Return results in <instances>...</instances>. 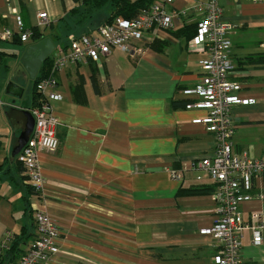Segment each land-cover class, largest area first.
I'll use <instances>...</instances> for the list:
<instances>
[{"label":"crops","instance_id":"1","mask_svg":"<svg viewBox=\"0 0 264 264\" xmlns=\"http://www.w3.org/2000/svg\"><path fill=\"white\" fill-rule=\"evenodd\" d=\"M81 1L0 0V33L15 32L17 17L26 28H36L38 15L47 13L50 25L38 30L49 38L61 34L62 20ZM208 1L176 0L167 6L174 28L160 40L140 43L136 56L113 50L100 64L53 72L57 87L51 93L62 96L50 102L60 148L40 154L46 180L41 194L30 195L31 183L11 157L32 88L27 99L21 82L16 83L21 98L6 88L28 45H20L18 36L0 40V248L8 234L20 235L24 227L36 234L33 218L39 211L61 231L60 251L48 264H213L214 240L201 232L215 223L214 182L192 164L213 154L215 138L203 121L207 111L187 109L199 100L192 92L206 59L191 44L203 18L196 7ZM218 1L225 20L236 26L229 36L231 79L241 87L240 98L253 101L232 109L234 152L261 159L264 64L255 60L264 55V2ZM82 29L70 32L69 40L95 31ZM251 195L241 215L256 225L254 214L264 220V176L254 180ZM242 260L264 264V236L255 246L251 231L244 233Z\"/></svg>","mask_w":264,"mask_h":264},{"label":"built area","instance_id":"2","mask_svg":"<svg viewBox=\"0 0 264 264\" xmlns=\"http://www.w3.org/2000/svg\"><path fill=\"white\" fill-rule=\"evenodd\" d=\"M175 1L156 0L131 20L114 18L91 34L73 38L67 48L55 47L50 56L53 59L52 74L71 65L89 62L100 64L113 50L136 56L139 54L137 47H140V43L153 42L159 39L161 34L174 28L173 16L167 12L166 7L173 5ZM196 11L203 13V18L197 24L191 44L195 49L205 52L206 59L200 63L201 78L192 92L199 96V100L187 106V109L207 111L203 121L215 138L213 154L192 164L193 169H201L214 182L215 223L201 234L214 240L217 253L213 264H244V233L251 231L255 246L263 242V218L254 214L253 221L256 225L248 224L241 215V205L253 198L251 191L254 180L264 176V158L257 159L234 152L233 138L236 127L232 109L234 106L253 103L240 98L241 87L231 79L235 64L229 36L236 26L225 20L224 10L218 0L200 3ZM49 25L47 13H40L36 28L30 29L17 17L16 31L4 29L0 33V40L10 41L18 36L22 44L29 45L34 36L33 29L47 28ZM55 87L57 80L53 75L40 83L39 91L45 97V102L30 111L35 119L34 129L27 145L16 157L32 188L38 194L43 192L46 185L40 167V154H54L60 148L57 136L58 121L50 106L51 100H62L60 94L51 93ZM170 174L175 180L182 178L176 171H171ZM34 220L35 239L14 264H48L60 251L61 231L56 222L39 211L35 212Z\"/></svg>","mask_w":264,"mask_h":264},{"label":"trees","instance_id":"3","mask_svg":"<svg viewBox=\"0 0 264 264\" xmlns=\"http://www.w3.org/2000/svg\"><path fill=\"white\" fill-rule=\"evenodd\" d=\"M109 2L112 7V13L110 14L109 18L104 21L103 25L111 22L114 18L117 17L131 20L137 17L142 10L149 8L155 2V0H136V2L134 3L128 0H82L81 6L72 10L69 14L70 16L66 18V20H62L63 23L61 34L55 33L53 36H50L54 44L56 45L58 43L63 42V44H66L63 46L67 48L70 43L69 37L67 35L73 30H77L79 28H83L82 30H85L86 27L91 26L90 22L93 20L94 14L97 11L101 10L107 4H109ZM98 28H95L94 30ZM33 30L34 36L31 43H37L48 37L44 33L40 32L38 29ZM88 31H84L85 33L81 36L88 35ZM18 42L20 45H22V42L20 40H18ZM255 62L259 64H264V55L259 56L255 60ZM52 70L53 59L50 57L44 62L37 78L32 83V104L28 106V111H32L33 109L39 108L45 102V97L39 91V85L44 79L49 78L53 75ZM29 189L30 195L38 194L34 191L32 187ZM33 222L35 224L34 218ZM34 239L35 234H31L29 232V228L27 227L22 228L20 235L8 234L4 243L2 244V247L0 248V264L16 263L26 252L23 247L29 245V240L32 241Z\"/></svg>","mask_w":264,"mask_h":264},{"label":"water","instance_id":"4","mask_svg":"<svg viewBox=\"0 0 264 264\" xmlns=\"http://www.w3.org/2000/svg\"><path fill=\"white\" fill-rule=\"evenodd\" d=\"M54 49L55 44L49 37L26 47L21 57V64L27 72L30 80L34 81L37 78L42 65L48 58H50ZM6 91L7 94L18 98H21L23 93L22 89L13 82H10L7 85ZM23 115L25 116V125L17 139V144L12 151L11 157L13 159H15L21 150L27 145L35 125V119L30 111H23Z\"/></svg>","mask_w":264,"mask_h":264},{"label":"rangeland","instance_id":"5","mask_svg":"<svg viewBox=\"0 0 264 264\" xmlns=\"http://www.w3.org/2000/svg\"><path fill=\"white\" fill-rule=\"evenodd\" d=\"M110 4H107L106 6H104L101 10L97 11L94 14L93 20L90 22L91 26H89L90 28H92L91 31H93L95 28H97L99 25H103L104 21H106V19L109 18L111 12H110ZM71 40V39H70ZM12 82L13 83H18L20 84V82L22 83V88L24 90H26L25 94V99H27L28 93L30 92V88H32V83L33 81L30 80L27 72L25 71L23 65H18L16 68L13 69L12 73Z\"/></svg>","mask_w":264,"mask_h":264}]
</instances>
